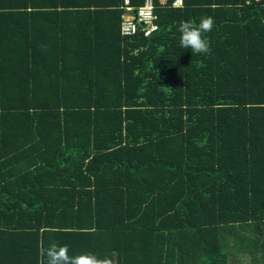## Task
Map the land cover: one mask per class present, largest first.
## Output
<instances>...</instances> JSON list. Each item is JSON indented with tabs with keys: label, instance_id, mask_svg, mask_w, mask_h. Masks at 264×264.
Listing matches in <instances>:
<instances>
[{
	"label": "trees",
	"instance_id": "16d2710c",
	"mask_svg": "<svg viewBox=\"0 0 264 264\" xmlns=\"http://www.w3.org/2000/svg\"><path fill=\"white\" fill-rule=\"evenodd\" d=\"M174 1L0 0V264H264V1Z\"/></svg>",
	"mask_w": 264,
	"mask_h": 264
},
{
	"label": "clouds",
	"instance_id": "9594fccd",
	"mask_svg": "<svg viewBox=\"0 0 264 264\" xmlns=\"http://www.w3.org/2000/svg\"><path fill=\"white\" fill-rule=\"evenodd\" d=\"M214 26L212 17L201 18L199 24L192 21H182L179 24L180 46L191 49L194 54L210 53L209 42L205 33L210 32ZM40 264H113L109 257H99L91 252L69 255L67 245L51 244L47 249L40 248Z\"/></svg>",
	"mask_w": 264,
	"mask_h": 264
},
{
	"label": "built area",
	"instance_id": "2783aa9c",
	"mask_svg": "<svg viewBox=\"0 0 264 264\" xmlns=\"http://www.w3.org/2000/svg\"><path fill=\"white\" fill-rule=\"evenodd\" d=\"M262 1L264 0H247L246 4H249L251 2L259 3ZM181 4H182L181 0H175L172 3V6L179 7L181 6ZM123 9L127 13H132L135 10L134 18L124 17V19L121 22L120 32L123 36H127V37L132 36L136 34L138 30L144 32L143 34L147 36L156 30L157 27L154 25V21L156 17L153 12L154 11L153 0H145L143 5L138 6L136 8H132L129 5L128 0H123Z\"/></svg>",
	"mask_w": 264,
	"mask_h": 264
},
{
	"label": "crops",
	"instance_id": "0c3cea01",
	"mask_svg": "<svg viewBox=\"0 0 264 264\" xmlns=\"http://www.w3.org/2000/svg\"><path fill=\"white\" fill-rule=\"evenodd\" d=\"M159 2L163 4L166 2V0H159Z\"/></svg>",
	"mask_w": 264,
	"mask_h": 264
},
{
	"label": "rangeland",
	"instance_id": "374dc122",
	"mask_svg": "<svg viewBox=\"0 0 264 264\" xmlns=\"http://www.w3.org/2000/svg\"><path fill=\"white\" fill-rule=\"evenodd\" d=\"M244 262L246 263V260Z\"/></svg>",
	"mask_w": 264,
	"mask_h": 264
}]
</instances>
